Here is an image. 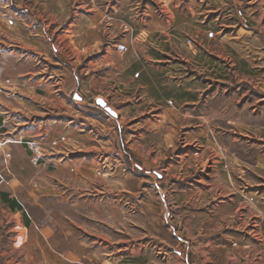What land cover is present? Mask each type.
<instances>
[{
    "label": "rangeland",
    "instance_id": "374dc122",
    "mask_svg": "<svg viewBox=\"0 0 264 264\" xmlns=\"http://www.w3.org/2000/svg\"><path fill=\"white\" fill-rule=\"evenodd\" d=\"M0 264H264V0H0Z\"/></svg>",
    "mask_w": 264,
    "mask_h": 264
},
{
    "label": "water",
    "instance_id": "95a60500",
    "mask_svg": "<svg viewBox=\"0 0 264 264\" xmlns=\"http://www.w3.org/2000/svg\"><path fill=\"white\" fill-rule=\"evenodd\" d=\"M96 105L98 106V107H100L101 109H103L108 115H110L111 117H113V118H117V115H116V113L113 111V110H111L109 107H107V105H106V103L103 101V100H97L96 101Z\"/></svg>",
    "mask_w": 264,
    "mask_h": 264
},
{
    "label": "trees",
    "instance_id": "16d2710c",
    "mask_svg": "<svg viewBox=\"0 0 264 264\" xmlns=\"http://www.w3.org/2000/svg\"><path fill=\"white\" fill-rule=\"evenodd\" d=\"M2 200L5 204H7L8 206H10V208L12 210H15V209H20V207L17 205L16 202L14 201H9L8 198H7V195H2ZM26 218V217H25ZM27 220V218H26ZM27 222V221H26Z\"/></svg>",
    "mask_w": 264,
    "mask_h": 264
},
{
    "label": "built area",
    "instance_id": "2783aa9c",
    "mask_svg": "<svg viewBox=\"0 0 264 264\" xmlns=\"http://www.w3.org/2000/svg\"><path fill=\"white\" fill-rule=\"evenodd\" d=\"M118 50L123 52L125 50V48L123 46H118Z\"/></svg>",
    "mask_w": 264,
    "mask_h": 264
},
{
    "label": "crops",
    "instance_id": "0c3cea01",
    "mask_svg": "<svg viewBox=\"0 0 264 264\" xmlns=\"http://www.w3.org/2000/svg\"><path fill=\"white\" fill-rule=\"evenodd\" d=\"M20 125H21V123L18 122L15 126L17 127V129H19ZM20 133H21V132H20Z\"/></svg>",
    "mask_w": 264,
    "mask_h": 264
}]
</instances>
